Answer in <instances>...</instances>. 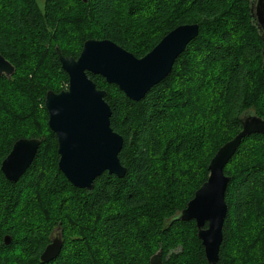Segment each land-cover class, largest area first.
<instances>
[{
    "label": "trees",
    "instance_id": "1",
    "mask_svg": "<svg viewBox=\"0 0 264 264\" xmlns=\"http://www.w3.org/2000/svg\"><path fill=\"white\" fill-rule=\"evenodd\" d=\"M69 1L82 5L101 29L83 33L74 26ZM251 1L45 0L40 9L35 0H0V54L15 67L10 79L0 78V105H13L16 93H31L43 111L42 125H37L40 131L27 134L15 132L12 123L16 121L9 118L16 119L14 111L7 108V115L0 111V264H150L158 252L164 264H208L195 221L173 219L208 180L210 162L219 149L240 133L243 114L252 112L264 119V95L259 93L264 86V49L252 23ZM177 9L184 16L165 21ZM156 23L160 26L153 28ZM194 23L199 24L198 37L179 56L168 77L139 102L88 73L96 87L106 92L111 128L123 138L119 160L126 175L120 179L105 173L90 191L74 187L59 170L58 142L48 127L45 108L48 92L58 93L69 85L57 48L62 56L77 59L88 40H109L140 59L175 28ZM69 30L72 33L66 37ZM139 40L146 46L139 45ZM20 46L22 51L30 49L34 55L44 56L45 66L36 75H29L28 70L19 73ZM202 47L201 53L196 52ZM193 62L195 76L199 73L201 79L191 92L181 67L187 63L188 72ZM227 63L231 67L222 86H215L219 78L209 86V75L218 74L221 64ZM206 87L213 90L212 98L203 101L207 109L195 104L191 109L196 117L182 121L176 112L171 114V108L195 98L206 99ZM256 100L259 107L251 110ZM31 138L42 140L32 165L17 182L8 181L1 170L3 161L17 140ZM168 142L173 144L167 151ZM263 143L264 134L246 137L224 169L230 178L226 193L229 211L217 264H264V219L258 222L262 237L249 242L250 251L243 249L234 255V246L246 239L250 218L259 214L264 218V161L257 157L264 156ZM48 144L54 149L49 173L53 180L62 179L71 191L67 199L70 216L39 213L37 222L41 223L29 224L38 165ZM170 187L172 195H164ZM114 202L118 203L115 207ZM92 225L98 228L96 237L87 234ZM55 229L63 236V248L54 261L43 263L41 256ZM6 237H10L8 244ZM256 248L255 254L248 256Z\"/></svg>",
    "mask_w": 264,
    "mask_h": 264
},
{
    "label": "water",
    "instance_id": "2",
    "mask_svg": "<svg viewBox=\"0 0 264 264\" xmlns=\"http://www.w3.org/2000/svg\"><path fill=\"white\" fill-rule=\"evenodd\" d=\"M250 8L252 23L260 34L264 49V0H252ZM199 31L197 24L179 26L140 59L109 40H88L77 59L62 56L57 48L69 85L61 92H48L45 108L49 116L48 127L58 142L59 170L74 187L90 191L105 173L120 179L126 175V168L119 160L123 138L111 128L112 112L105 101L106 92L96 87L88 73L102 77L130 100L139 102L168 77L176 60L198 37ZM14 73L15 67L0 54V78L10 79ZM241 124L240 133L223 145L211 160L208 180L173 219L195 221L208 264L219 261L223 227L229 211L226 193L230 178L224 169L246 137L264 134V119L252 112L243 114ZM41 143L42 140L36 138L19 139L14 143L1 166L8 181L15 183L27 172ZM9 242L10 237H6L5 243ZM63 245L60 238L53 239L41 261H54ZM150 264H164L161 252L151 257Z\"/></svg>",
    "mask_w": 264,
    "mask_h": 264
},
{
    "label": "rangeland",
    "instance_id": "3",
    "mask_svg": "<svg viewBox=\"0 0 264 264\" xmlns=\"http://www.w3.org/2000/svg\"><path fill=\"white\" fill-rule=\"evenodd\" d=\"M13 2V1H25V0H5V2ZM35 2L37 3V5L39 6L40 9L44 8V3L45 0H35ZM69 5H70V11H71V18L73 19V21L76 23L77 28H79L83 33H88L89 31L92 30H100L101 29V25H97L95 24V22L91 21V16H89L87 14V11L82 7V5L78 4V2L75 1H69ZM173 10V8L171 9ZM181 10H174L173 12H171L168 16V19L165 20L169 23L174 22V18L176 17V15H180V16H184V13L180 12ZM186 18V17H185ZM184 18V19H185ZM197 23H201L202 19H197L196 20ZM206 22V21H204ZM203 22V23H204ZM209 22V21H208ZM165 23V22H164ZM196 24V23H194ZM193 25V24H192ZM199 25V24H197ZM160 26L159 23H156L155 26H153V28H158ZM208 29V28H207ZM206 29V30H207ZM162 31V28H161ZM209 31V30H207ZM217 31V30H216ZM216 31H213V34H217ZM72 32L69 30L67 32H65V35L67 37V35H70ZM129 36V35H127ZM130 37V36H129ZM216 39V38H215ZM134 40V39H133ZM139 45H143L146 46V43H144V41L139 40ZM20 52L19 55L21 56L20 61H18V67H19V73H24L25 71H29V75L32 74L33 76L36 75L41 68L43 69L44 65V59H43V55H34L30 49L28 50H21V46L19 47ZM202 50H204V47H202L199 51L196 50V52L201 53ZM143 58V57H142ZM192 69L189 68L188 70V65L187 63L182 64L181 67V71L184 72V76L187 78V91H193V89L196 87L197 84L200 83V79H201V75L199 73H197V76H195V68H196V63H192L191 64ZM190 66V67H191ZM231 67L230 63L227 64H221V71L217 72L214 71L212 74L209 75V79L206 80L207 84L210 86L212 83V80H216L219 78V80L217 81V84L215 85L216 87H220L222 86V84L225 81V76L228 73L229 69ZM260 70V67H259ZM262 74L259 72V75ZM218 75V76H216ZM263 75V74H262ZM216 77V78H215ZM195 81V82H194ZM213 81V82H214ZM206 84V86H208ZM259 93L264 95V86H260L259 89ZM31 93H29L30 95ZM28 95V93H16V98L14 101L13 105H10L9 107H3L0 105V111L1 109L5 110L7 108H10V110L14 111V113L16 114V119L15 117L11 116L9 117L12 121H16V123H12L13 128L16 129L15 132L18 134H22V133H33L34 131H40V128L37 126H41L42 125V121H43V111L37 106L36 104L33 102V100L31 99V97ZM213 95V90L210 87H206L205 90L203 91V96L206 99H198L195 98L193 99V101H189L185 104H183L182 106L178 107V108H171V114L176 112V116L177 119H180V121H182L183 119H187L189 117H193L195 114L192 113V109L191 106L197 104V106H202L201 108L203 109H207V105H204V102H206V100L208 101V98H212L211 96ZM209 96V97H208ZM193 97V94L190 95V99ZM204 101V102H203ZM1 102V101H0ZM2 105H5L3 103H1ZM13 107V109H11ZM173 107V106H172ZM258 106V101L256 100L255 104H252L250 109L251 110H255L257 109ZM261 110V109H260ZM2 112L3 114L7 115L8 112ZM196 117V115H195ZM172 120V118H171ZM171 123V121L169 122ZM166 142V141H165ZM173 144V142H168L167 145V151L169 150V146ZM260 147L262 149H264V143L260 145ZM190 148H194L193 145L190 146ZM191 151V150H190ZM54 149L51 147V145H46L44 147L43 153H44V157H42L41 163H39L38 165V170L37 172L39 173L37 176V180H38V188L36 190L35 193H33L32 197H33V201L32 204L29 207V224L34 221V223H41V222H37L38 218H39V213L40 216L46 215L48 213L49 216H60V217H64V218H68L70 216V207L69 205H67V199L69 198L70 195V190L67 189V187L64 185V182L62 179H56L53 180L51 174L49 173V171H51V166L49 164L50 159L53 157V153ZM262 156L264 155V152H261ZM259 159H262L264 161V156L261 157L260 155L257 156ZM198 160V159H197ZM246 163V162H244ZM163 169V168H160ZM162 174L165 175V171L162 170ZM54 177V176H53ZM174 188V187H173ZM175 190V189H174ZM171 191V187L166 189V191L164 192V195L166 196H170L172 195V191ZM66 202V203H65ZM82 203V202H81ZM117 202H114L113 205L114 207L117 206ZM84 207V206H83ZM43 214V215H42ZM85 216L87 215H81L82 218H85ZM88 218V216H87ZM264 218L262 217L261 214H259V216L257 215H253L250 218V221L246 227V233L245 236L246 239L242 242V244L239 245H235L234 246V255H236L239 251H242L243 249L250 251V241L254 239H256L257 237H260V227L258 226V222L260 220H263ZM77 220H79L77 218ZM42 225V224H41ZM92 228L87 231V234L89 235L90 233H95V237L98 234V228L97 226L92 225ZM56 232H54V234L52 235V240L56 239V238H60L62 240L61 237L62 234H60V231L58 229H55ZM91 236H94L92 234H90ZM70 237H75V236H70ZM262 237V236H261ZM94 237H92L93 239ZM142 239V238H141ZM145 240V239H143ZM145 242V241H144ZM234 244H238V243H234ZM241 246L243 248H241ZM253 249L248 253V256H253L255 254V251L257 250ZM77 251V250H76ZM156 254V253H154ZM153 254V255H154ZM233 252L230 254L232 255Z\"/></svg>",
    "mask_w": 264,
    "mask_h": 264
}]
</instances>
